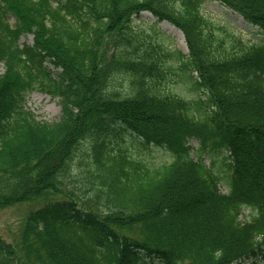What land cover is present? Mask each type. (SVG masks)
Segmentation results:
<instances>
[{
	"label": "trees",
	"instance_id": "trees-1",
	"mask_svg": "<svg viewBox=\"0 0 264 264\" xmlns=\"http://www.w3.org/2000/svg\"><path fill=\"white\" fill-rule=\"evenodd\" d=\"M221 1L264 32V0ZM205 2L0 0V208L39 204L17 238L0 236V264H264V40L222 35ZM143 11L188 52L140 32ZM176 70L193 99L160 87ZM36 85L60 97L61 121L25 109ZM127 133L169 161L134 156Z\"/></svg>",
	"mask_w": 264,
	"mask_h": 264
},
{
	"label": "rangeland",
	"instance_id": "rangeland-1",
	"mask_svg": "<svg viewBox=\"0 0 264 264\" xmlns=\"http://www.w3.org/2000/svg\"><path fill=\"white\" fill-rule=\"evenodd\" d=\"M203 15L206 19L210 20L215 26L224 27V30H219V32L225 36L228 31L229 34L232 33V38L234 37L245 44H257L264 40V32L249 23L242 15H239L232 8H228L222 3L221 0H206L202 6ZM9 21L13 26L19 24V18L15 17L13 13H10ZM133 23L135 27L147 36L151 35V40L157 41L159 44H163L167 50L175 51L180 50L183 54L188 52L187 43H185V38L183 32H181L175 25L163 20L160 22L152 13L143 11L139 16L133 17ZM173 27H172V26ZM166 27H172V30H167ZM158 31V32H156ZM115 36H109L105 44V58L110 56L113 50ZM232 38H229L232 39ZM19 44H29L33 43V34L21 32L19 34ZM231 41V40H230ZM107 59V58H106ZM169 66L176 68L178 64L172 61ZM50 70L58 72L60 69L53 67L48 62L45 63ZM4 63H0V72L5 71ZM183 74L180 70H176L174 75L173 72H165L164 78H162L160 87L164 93L179 94L184 98L193 99L196 96L195 92H192L189 85H187L186 80L183 78ZM120 79V78H119ZM122 79H120L121 81ZM121 87L118 90L121 93H128L127 83L122 80ZM26 100L24 102L25 109L30 113V115L41 123H56L61 121L63 115V104L58 96H53L41 89L40 85H36L33 89L26 93ZM129 133L124 135V145L129 149L134 156H138L145 160H148L154 164L169 161L170 154H168L163 148L151 145L147 150H142L139 152V147L136 145L137 142L131 139ZM194 146H198L196 140L191 141ZM81 150V148H80ZM194 154V151L192 152ZM140 155V156H139ZM78 158V157H76ZM205 162L210 165L211 156L206 154L204 156ZM226 192L227 188H222ZM39 204L37 203H16V205H11L5 208H0V236L5 240L12 241L17 238L22 225L27 218V214L36 208ZM249 210H245L241 218L247 219L249 215ZM158 259L149 261L148 264H159ZM246 264H250L251 260L245 261Z\"/></svg>",
	"mask_w": 264,
	"mask_h": 264
},
{
	"label": "bare ground",
	"instance_id": "bare-ground-1",
	"mask_svg": "<svg viewBox=\"0 0 264 264\" xmlns=\"http://www.w3.org/2000/svg\"><path fill=\"white\" fill-rule=\"evenodd\" d=\"M172 26V25H171ZM173 27V26H172ZM172 27H166L167 30L171 31L172 30Z\"/></svg>",
	"mask_w": 264,
	"mask_h": 264
}]
</instances>
